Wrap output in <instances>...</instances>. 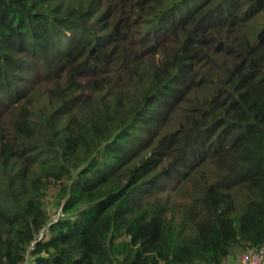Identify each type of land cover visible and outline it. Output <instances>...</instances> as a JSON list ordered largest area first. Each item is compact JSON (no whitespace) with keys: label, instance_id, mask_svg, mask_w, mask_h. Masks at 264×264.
<instances>
[{"label":"trees","instance_id":"16d2710c","mask_svg":"<svg viewBox=\"0 0 264 264\" xmlns=\"http://www.w3.org/2000/svg\"><path fill=\"white\" fill-rule=\"evenodd\" d=\"M263 245L264 0H0V264Z\"/></svg>","mask_w":264,"mask_h":264},{"label":"built area","instance_id":"2783aa9c","mask_svg":"<svg viewBox=\"0 0 264 264\" xmlns=\"http://www.w3.org/2000/svg\"><path fill=\"white\" fill-rule=\"evenodd\" d=\"M59 211L48 218L47 223L36 234L32 246L39 241L46 240L49 237L50 226L57 222ZM32 249V247H31ZM264 261V245L258 249L249 250L241 257L235 260L234 264H261Z\"/></svg>","mask_w":264,"mask_h":264},{"label":"rangeland","instance_id":"374dc122","mask_svg":"<svg viewBox=\"0 0 264 264\" xmlns=\"http://www.w3.org/2000/svg\"><path fill=\"white\" fill-rule=\"evenodd\" d=\"M239 255H240V254H239ZM239 255H237V257H236V258H238V257H239ZM226 264H233V260H232V259L228 260V261L226 262Z\"/></svg>","mask_w":264,"mask_h":264}]
</instances>
